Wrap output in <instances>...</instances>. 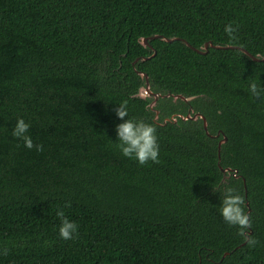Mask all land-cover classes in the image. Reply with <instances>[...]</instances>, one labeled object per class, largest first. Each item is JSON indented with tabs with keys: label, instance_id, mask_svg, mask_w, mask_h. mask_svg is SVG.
Here are the masks:
<instances>
[{
	"label": "trees",
	"instance_id": "trees-1",
	"mask_svg": "<svg viewBox=\"0 0 264 264\" xmlns=\"http://www.w3.org/2000/svg\"><path fill=\"white\" fill-rule=\"evenodd\" d=\"M154 34L179 39L139 42ZM181 39L264 56V0H0V264H264V98L249 90L264 88V60ZM137 70L155 92L196 97H159L154 120ZM124 101V119L155 125L159 163L116 146ZM188 105L227 136L219 165L237 176L222 179V134L201 119L162 123ZM19 118L42 152L12 135ZM226 187L255 247L221 216Z\"/></svg>",
	"mask_w": 264,
	"mask_h": 264
},
{
	"label": "clouds",
	"instance_id": "clouds-1",
	"mask_svg": "<svg viewBox=\"0 0 264 264\" xmlns=\"http://www.w3.org/2000/svg\"><path fill=\"white\" fill-rule=\"evenodd\" d=\"M239 25L233 26V23L225 25L224 32L230 41L237 39L236 33ZM249 90L254 97L264 98V88L259 86L254 80L249 82ZM117 117L122 123L116 125L117 140L116 145L123 156L135 159L140 165H146L149 161L159 163V144L157 137V129L155 125L144 120H136L127 118L128 107L127 101H124L115 108ZM30 124L25 122L23 118H19L12 131V135L24 141V145L28 149L37 152L44 150L42 144H34L31 136L28 134ZM70 206L66 205V207ZM245 199L234 188L226 187L224 189L223 199L221 200L220 213L224 221L238 228V234L246 239L250 247H255L258 241L249 238L247 234L252 227L250 215L245 212ZM56 215L60 218L59 236L64 240H72L78 236V225L74 221H70L63 209H58ZM3 254H8V249H3Z\"/></svg>",
	"mask_w": 264,
	"mask_h": 264
},
{
	"label": "water",
	"instance_id": "water-1",
	"mask_svg": "<svg viewBox=\"0 0 264 264\" xmlns=\"http://www.w3.org/2000/svg\"><path fill=\"white\" fill-rule=\"evenodd\" d=\"M154 38H161L162 40L167 41V42L179 39L177 37H164V36H160L158 34H154V35H150L148 37H141L139 39V42L143 46H149L150 48H152V46L149 44V40L154 39ZM181 40H183V42H185L189 47L193 48L196 52H199V53H206L208 51L209 46L213 47V48H219V49H238V50L244 52L247 56H249L254 61L264 60V56L252 55L245 48L240 47V46H236V45H216V44H213L211 41L208 40V41L204 42V44L199 49V48L192 47L186 40H184V39H181ZM154 54H155V51H153L152 55H154ZM149 57L150 56H143L141 58V60L148 59ZM137 59L138 58H136L134 61L136 62ZM136 72H137V74H139L144 79V85L139 87L137 95L141 98L148 97L151 100L149 102L148 106L152 110H154V120H156L159 116V110L157 108H155V104H156L157 99L159 97L171 96L174 101L177 100V98H179V99L183 100L184 102H189L190 100H192L196 97L195 95L185 96V95L180 94V93L155 92V91L151 90V88H150L147 73L140 71V70H137ZM178 116L183 120H185V119L196 120L198 118L201 119L202 120V126L205 130V133L209 136L218 137L220 134H222V137L218 140V148H217L218 165H219L221 144L227 140V136L221 131V129H218L215 134H211L207 128V119H206L205 115L199 111H193V110H191V108H189L187 113L179 114ZM169 119L176 121L177 117H174V116L166 117L162 120V123H165ZM219 168H220L222 175H223L222 179H225V177L228 176V174H226V172L227 171L231 172V170H233V175L237 176V171L235 169H232L230 167H222L220 165H219Z\"/></svg>",
	"mask_w": 264,
	"mask_h": 264
},
{
	"label": "flooded vegetation",
	"instance_id": "flooded-vegetation-1",
	"mask_svg": "<svg viewBox=\"0 0 264 264\" xmlns=\"http://www.w3.org/2000/svg\"><path fill=\"white\" fill-rule=\"evenodd\" d=\"M149 101H151V100H149ZM157 102H158V99H157ZM157 102H156V104H157ZM156 104H155V105H156ZM156 108H157V107H156ZM189 108H191V110H193L192 107H191L190 105H188L187 108H186V110H185L186 113L188 112V109H189ZM157 109H158V108H157ZM153 111H154V110H153ZM193 111H194V110H193ZM179 114H181V113H179V112H171V113L169 114V116H170V117H172V116L177 117ZM165 118H166V117H165Z\"/></svg>",
	"mask_w": 264,
	"mask_h": 264
}]
</instances>
